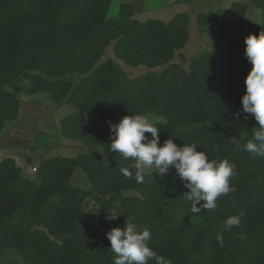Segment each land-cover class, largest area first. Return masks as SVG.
<instances>
[{
	"label": "trees",
	"instance_id": "obj_1",
	"mask_svg": "<svg viewBox=\"0 0 264 264\" xmlns=\"http://www.w3.org/2000/svg\"><path fill=\"white\" fill-rule=\"evenodd\" d=\"M110 1L0 0V99L10 97L4 92V88L17 74L47 65L52 57L59 59V64H70L72 55L69 56V52L80 48L84 41L82 37H87L85 41L96 38L98 40L106 38L110 40L109 42L116 40L114 52L117 58L131 66L153 67L166 64L184 45L187 38L185 28L187 16L184 13L179 14L167 25L156 19L142 22L108 21L106 10ZM128 7L129 5L123 8ZM237 7L245 8V5L237 3L232 6L226 20L231 21ZM30 14H33V18ZM239 30L243 35L251 33L259 37L264 31V26L259 29L252 22L243 21ZM33 38L38 39L35 50L32 49ZM226 42L223 31H220L214 50L194 60L190 73L171 66L162 76L164 82L156 84L153 88L143 89L142 86L135 87L131 84L120 91L113 87L110 89L109 97L118 93L117 97L120 95L129 97L125 100L128 103V100L132 99L143 101L151 98L149 99L151 104L161 110L165 118L164 123L155 125L160 130L159 147H163L165 141L172 140L180 148L195 145L198 152H204L210 157L213 147L219 146L220 151L215 155L232 151L234 158L247 160L253 166H257L264 157L253 156L243 150L236 151L235 145L230 143V140L235 138L241 145L246 144L252 140L253 129L259 125L252 116L245 119V116L240 114L246 86L242 84L240 75L233 67L238 57L236 48ZM9 53L17 56L14 66L8 65ZM44 55H47L46 58ZM80 61L85 62L87 59ZM108 70L110 76L114 73L116 75L110 84L122 85L124 73L118 72L117 75V69L111 65L104 67L103 73L107 74ZM32 79L33 88L37 91L39 86H42L37 82L41 78L33 76ZM41 81L47 84L46 81L42 79ZM94 86L93 81L89 91ZM49 90H52L57 98L55 89ZM107 100L97 103L96 108L99 110L97 114L112 118L116 114L119 102L116 100L118 103L116 101L108 103ZM127 110L120 109L117 115ZM237 113L240 114L239 118ZM74 121L66 123L76 130L85 128L82 123ZM83 121L86 126L90 123L87 118ZM188 127L191 129L183 131ZM146 137L151 140L150 134H146ZM109 154L113 155L110 150ZM80 160L55 158L48 161L38 172V184L29 179H22L13 160H4L0 164V240L8 239L24 258L30 260V264H64L63 255L69 245H78L83 252L89 250V255L80 256L81 253L78 252L79 257H76L80 258L79 264H99L100 260H106V257H101L100 247H94L98 241L97 233L100 230L109 233L114 228L125 226L124 221L116 223L118 225L111 223L108 212L114 211L121 218L138 216V220L141 221L143 219L139 215L147 210L148 215L155 211L150 217L161 219L159 223L161 227L154 229L153 241L149 243V247L166 261H170V264H198L191 259L190 240L184 233L181 234L179 229V225L186 226L187 220L178 222L170 214L172 201H176V204L183 208L191 207V203L182 194V191L187 189L184 187L185 182L180 180L177 173L166 176V179H162L157 173L145 175L142 193L144 196L151 194L147 200L134 197L124 207L110 208L107 204L96 211L95 217L84 218L80 205L88 192L71 185L69 181ZM121 167L126 166L100 167L98 177L95 176L94 170L85 171L96 189L104 188L111 182L117 189L121 186L137 185L135 169L128 167L133 173V178L129 180L121 174ZM154 178L157 180L156 186L151 184L155 182ZM158 182L162 184L158 185ZM263 189L264 184L260 187V190ZM11 209H19L27 216L15 225H9L7 220ZM255 209L257 211L254 213L263 212L264 216V204L258 208L253 204L250 211ZM262 221L261 225L264 227V218ZM34 224L49 229L56 228L62 244L49 241L44 232L33 229ZM169 224L171 227H164ZM212 235V239L216 237V234ZM160 239H163V243L153 247L152 243H157ZM242 244L238 239L233 242L237 248ZM102 246L106 247V244L103 242ZM248 254V260L242 264H264V241L253 246Z\"/></svg>",
	"mask_w": 264,
	"mask_h": 264
},
{
	"label": "rangeland",
	"instance_id": "obj_2",
	"mask_svg": "<svg viewBox=\"0 0 264 264\" xmlns=\"http://www.w3.org/2000/svg\"><path fill=\"white\" fill-rule=\"evenodd\" d=\"M237 3L244 4L245 8H235L234 17L231 21L226 20L230 8ZM128 5L127 9L123 8ZM181 13L187 16L185 27L187 38L184 45L166 64L153 67L131 66L117 58L114 52L116 40L109 42L110 40L106 38H100V40L96 38L85 41L87 37H82L84 41L80 48L69 52V56L72 55L70 64H59V59L52 57L47 65L17 74L4 88V92L10 97L0 99V164L6 159L13 160L22 179H29L38 184V172L48 161L55 158L81 159L69 181L71 185L88 192L80 205L84 218L95 217L96 211L107 204L110 208L124 207L134 197L147 200L151 194L144 196L142 184L121 186L117 189L111 182L104 188L96 189L86 174V169L89 172L94 170L95 176L98 177L100 167L105 166L125 165L133 168V162L125 161L116 153L112 152V156L109 154L110 145L113 142L110 137L114 135L110 130L109 122L112 125H118L125 116L136 115H146L154 126L165 122L164 114L151 104L149 100L151 98L148 97L149 99L146 98L143 101L127 99L128 103L125 100L129 97L122 95L117 97L118 93L116 96L109 97L110 89L116 87L122 91L125 86H131V84L135 87L142 86L143 89L153 88L156 84L164 82L162 76L171 66L190 73L194 60L214 50L220 31H223L226 44H233L236 48L238 57L233 67L244 85L252 69V65L245 58L244 40L253 34H241L239 26L243 21H250L259 29L264 26V0H111L106 10V20L142 22L156 19L167 25ZM31 42L32 49H37L38 39L33 38ZM9 56L8 65L14 66L17 56L11 53ZM46 56L44 55V58ZM82 59L87 61L81 62ZM110 65L117 69V75L118 72L124 73L122 85L110 84L112 78H116L115 73L112 76L108 74L109 70L107 74L103 73L104 67H110ZM33 76L40 77L47 84L40 79L37 82L42 86H39L37 91L34 90ZM93 81L95 86L89 91ZM49 89H55L57 98ZM104 98L109 100H107L108 103L116 100L119 102L116 101L118 106L112 118L97 114L99 110L96 105L104 101ZM120 109L128 110L117 115ZM240 114L246 115L243 110ZM84 118L89 120L88 126L84 123ZM72 120H75L74 123L76 121L82 123L85 128L76 130L71 125L68 126L66 122L70 124ZM211 125L214 126L213 123ZM189 129L191 128H184L183 131ZM215 153L213 151L208 157L209 162L227 159L235 166L237 175L230 181L235 191L218 200L217 207L212 212L202 211L194 215L190 211L191 207L183 208L176 204V201H172L170 214L178 222L187 220L186 226L179 225V229L181 234L184 233L190 240L191 259L198 264H242L248 260L250 249L264 241V227L261 225L264 218L263 212L254 213L256 209L250 211L253 204L257 208L264 204V189L260 190L264 184V160L259 161L257 166H253L247 160L234 158L232 151L218 155ZM173 173H177L175 169H171L170 174L166 176ZM150 174L146 172L145 175ZM166 176L162 179H166ZM153 180L155 181V178ZM156 181L151 184L156 186ZM161 184L158 182V185ZM187 193L188 189L182 191L183 195ZM200 206L202 205H198ZM241 211H244L246 216L241 219L240 227L231 229L223 227L229 217L238 216ZM9 213L7 220L9 225H15L27 216L23 215L19 209H11ZM154 213L155 211L150 215ZM150 215L145 210L142 215H139L143 219L140 221L138 216L130 215L121 218L114 211L108 212L109 221L115 225L121 221L124 223L131 221L141 230L147 228L151 232L149 243L153 241L154 229L161 227L159 225L161 219L155 216L150 217ZM111 216L118 218L113 221ZM164 227H171V224ZM33 229L44 232L49 241L62 244L56 228L49 229L40 224H34ZM221 232L225 244L223 249L216 241L217 234ZM213 233L216 237L212 239ZM107 234L108 232L104 230L97 233L98 241L94 247H100L101 257H106V260L101 259L99 264H114V254L110 251L111 244ZM236 239L243 243L240 248L233 245ZM103 242L106 247L102 246ZM162 243L163 239H160L159 242L152 243V246L157 247ZM78 252L81 253L80 256L89 255V250L83 252L78 245H69L65 254H62L63 263L79 264L80 258L76 257H79ZM0 264H30V260L24 258L8 239H3L0 240Z\"/></svg>",
	"mask_w": 264,
	"mask_h": 264
},
{
	"label": "clouds",
	"instance_id": "obj_3",
	"mask_svg": "<svg viewBox=\"0 0 264 264\" xmlns=\"http://www.w3.org/2000/svg\"><path fill=\"white\" fill-rule=\"evenodd\" d=\"M245 58L252 69L245 80L246 94L242 97V110L245 119L252 116L258 128L253 129V138L246 144L232 138L230 143L236 151H246L253 156L264 157V31L245 38ZM239 118V113L236 114ZM109 127L113 136L110 151L121 156L125 161L133 162L138 184L145 182V174L155 172L164 177L175 169L180 180L185 182L188 193L183 197L191 203V213L198 215L202 211L212 212L217 202L235 191L231 187V179L237 175L235 166L227 159L209 162L204 152H198L195 145L178 147L172 140L160 144V130L154 126L146 115L125 116L118 125ZM145 134L151 135L148 140ZM212 151L219 152V146ZM121 174L131 180L133 173L128 167L120 168ZM198 205H202L198 207ZM235 207V203L233 204ZM246 216L241 211L238 216L229 217L223 227L231 229L240 227L241 219ZM118 217L111 220H116ZM111 253L114 254V264H170L149 247L151 232L141 230L135 223L125 222L123 228H114L107 234ZM216 241L221 249L225 247L223 233H218Z\"/></svg>",
	"mask_w": 264,
	"mask_h": 264
}]
</instances>
